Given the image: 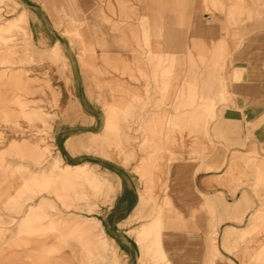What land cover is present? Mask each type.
<instances>
[{"label":"rangeland","instance_id":"1","mask_svg":"<svg viewBox=\"0 0 264 264\" xmlns=\"http://www.w3.org/2000/svg\"><path fill=\"white\" fill-rule=\"evenodd\" d=\"M235 1L221 10L220 42L171 51L153 19L137 16L139 25L127 27L137 13L126 6L117 22L113 10L109 18L76 0H0V264H137L141 251L124 232L152 209L115 234L119 193L132 185L138 198L155 180L156 208L169 196L173 164L187 161L213 175L225 201L242 204L241 213L225 209L242 230L222 239L218 256L264 264V141L240 149L223 121L235 107L229 72L239 57L264 65V27L244 26L261 15ZM38 24L61 43H37ZM202 66L208 75L197 73ZM168 121L170 136H161ZM81 164L100 180L97 189L78 177L59 181L66 165ZM75 190L86 197L71 199ZM34 203L41 208L22 220ZM143 261L166 264L160 254Z\"/></svg>","mask_w":264,"mask_h":264},{"label":"crops","instance_id":"2","mask_svg":"<svg viewBox=\"0 0 264 264\" xmlns=\"http://www.w3.org/2000/svg\"><path fill=\"white\" fill-rule=\"evenodd\" d=\"M239 1L243 9L257 11L261 15L256 21L246 23L244 26L264 27V0ZM76 2L84 10L96 9L99 12L102 9L109 18V12L113 10L117 22L122 21L120 13L116 12L117 9L119 6H126L131 12L137 13L126 25L129 28L139 25L135 21L137 16L153 19L154 25L162 28L164 37L162 42L170 43L171 51H175V48L178 50V44L185 41L188 44L195 41L220 42V28L227 26L221 10L228 9L231 4L235 5L232 0H76ZM215 5L219 11L214 8ZM32 33L34 40L41 46L61 43L59 39H53L44 28L41 29L40 24L32 27ZM189 53L195 54V51ZM239 59L240 63L229 72L230 90L234 94L235 107L228 110L223 121L235 129V139L239 142L240 149H243L244 145L258 148L260 141H264V65L257 60L248 62L245 56ZM197 73L208 75L210 67L207 69L202 66ZM199 166V162L193 164L187 161L176 162L171 168L168 184L170 207L164 219L162 248L172 264H228L218 256V253H222V239L229 238L236 232L235 230H242V227L227 219L225 209L229 207L241 213L242 204L240 199L233 202L225 201L221 195L223 191L217 184H213V178L211 179L213 175L209 173L202 175ZM138 198L132 185H127L119 193L116 207L121 203V208L115 216L120 219L113 223L115 234L120 232V226L132 216ZM221 212L222 218L216 228L212 225V220L219 218ZM137 228L124 232L136 244L135 237L130 236L129 232ZM218 232L221 233L218 241H214ZM119 244L126 254L131 255L128 244ZM230 260L233 264H238L236 258ZM137 262L139 264V261Z\"/></svg>","mask_w":264,"mask_h":264},{"label":"bare ground","instance_id":"3","mask_svg":"<svg viewBox=\"0 0 264 264\" xmlns=\"http://www.w3.org/2000/svg\"><path fill=\"white\" fill-rule=\"evenodd\" d=\"M170 124H171L170 121L164 123L163 125L160 124L162 125L161 126L162 129L159 130L161 136H170V134L167 133L169 131L168 129L170 128ZM162 148L165 147L162 146ZM155 158L156 156L154 157V159ZM63 170H64L63 172H59L57 174V176H59V181L61 182H64L68 179H73L74 177H78L84 179L85 181L91 182L96 189L99 186L100 180L93 173L90 172V167L87 164H81L75 166L66 165ZM154 184H155V180H153V185H148L145 188V190L139 194L136 208L132 216L124 223V225L128 226L135 221L142 220L145 217V211L148 208H151L152 214L149 220L145 223H142L137 229L131 231L141 251V258L139 260V264H146L143 260L145 259L146 256H149L150 254L153 256L154 259H156V256L160 254V257L163 260H166V264H172L167 259L161 244V237L165 226L164 224V219L166 216L165 209L168 208L169 210L170 198L166 196L161 201V204H158V207L156 208H154V206L152 207L150 203V199L153 195H156L153 189ZM68 196L66 197V199L68 198ZM85 197L86 196L83 197L80 196L78 191L76 190L70 194V198L75 200H79L81 198L84 199ZM41 206H42L41 203H34L33 205H30L24 211L22 215L23 217L22 220L25 221L29 220V218H31L34 215L35 211L39 210ZM67 207L69 208L70 206ZM84 233L85 235H87L86 236V243L88 244L87 252L90 255V253L95 250L94 242L88 237L89 236L88 227H84L82 234Z\"/></svg>","mask_w":264,"mask_h":264},{"label":"water","instance_id":"4","mask_svg":"<svg viewBox=\"0 0 264 264\" xmlns=\"http://www.w3.org/2000/svg\"><path fill=\"white\" fill-rule=\"evenodd\" d=\"M94 161H97V160H94ZM122 248V246H120Z\"/></svg>","mask_w":264,"mask_h":264}]
</instances>
